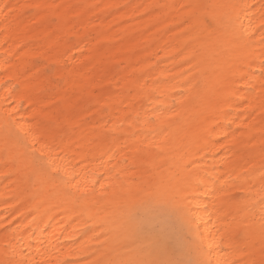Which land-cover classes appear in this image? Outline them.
I'll return each instance as SVG.
<instances>
[{
	"label": "bare ground",
	"instance_id": "1",
	"mask_svg": "<svg viewBox=\"0 0 264 264\" xmlns=\"http://www.w3.org/2000/svg\"><path fill=\"white\" fill-rule=\"evenodd\" d=\"M7 1L0 262L166 260L132 218L159 202L199 228L180 256L264 264V0ZM21 126L78 188L32 169Z\"/></svg>",
	"mask_w": 264,
	"mask_h": 264
},
{
	"label": "snow or ice",
	"instance_id": "2",
	"mask_svg": "<svg viewBox=\"0 0 264 264\" xmlns=\"http://www.w3.org/2000/svg\"><path fill=\"white\" fill-rule=\"evenodd\" d=\"M4 7H7L5 5ZM182 9L187 8L191 9V15H196L197 12H201V10H205L209 7L212 8H219V9H231L235 11V19H239V10L237 9L236 5H201V4H187V5H181ZM251 7V6H248ZM205 13L201 12V18H203V15ZM228 19L229 21H232L233 16L231 13H228ZM260 30L264 31V20L261 21L260 24ZM245 33H247V30H245ZM18 133L21 136V139L28 141L29 137H31L30 145L28 143H25L24 147L29 148L30 151L28 155L30 156V166L32 169L40 174L48 176L52 181H61L64 184L70 185L73 188H78V185H72V181L77 179V174L70 171L66 165H62L59 163L58 157L56 155H53L51 153V150L47 148L45 145H41L40 148H37V144L40 143V140L32 135V130L29 128H25L21 126L18 129ZM186 166V165H185ZM96 183H99L97 180ZM186 188L184 186L177 185L175 188V192H183ZM85 196H87L88 190L87 189H79ZM264 203V200L261 201ZM193 217L185 215L183 217L182 225L181 227L186 226L187 227V233L186 234H180L176 237L175 240H173V244L179 243L181 240L184 241L186 244H192V245H198L201 250H203V240L201 239V234L199 233V228L193 227ZM199 221H196V224L198 225ZM152 222L149 220L142 221L138 225V230L143 231L146 228H151ZM169 227L173 230L176 228L175 222H172ZM171 239V237H169ZM103 243V242H101ZM215 241L209 242L207 247L209 250L213 248V244ZM123 246V245H122ZM0 264H25V261L23 260H16V261H7V262H0ZM109 264H112V262H109ZM119 264H211V261H181V260H163V261H154V260H143V259H134V260H126L121 261Z\"/></svg>",
	"mask_w": 264,
	"mask_h": 264
},
{
	"label": "rangeland",
	"instance_id": "3",
	"mask_svg": "<svg viewBox=\"0 0 264 264\" xmlns=\"http://www.w3.org/2000/svg\"><path fill=\"white\" fill-rule=\"evenodd\" d=\"M5 5L9 2L3 0ZM45 71H48L45 69ZM58 80H54V84H57ZM9 81L4 79L2 85L8 84ZM47 84H50V80H47ZM132 218L138 221L149 220L153 224L151 228L146 229L144 232L145 238L150 237L153 242H161L163 252L160 254V257L166 260H181L188 261L192 260L190 255L180 256L184 254L180 250L182 242L180 241L177 244H173V240L180 234H186L184 227H181L182 223L179 220L178 216L173 212L168 204L159 203V202H148L145 203L142 207L137 208L132 213ZM175 222V230L171 229L169 225ZM142 237V236H140ZM171 237V239H169ZM180 250V251H179ZM156 257V256H155ZM193 261V260H192Z\"/></svg>",
	"mask_w": 264,
	"mask_h": 264
}]
</instances>
